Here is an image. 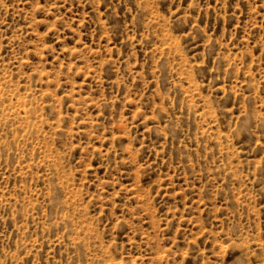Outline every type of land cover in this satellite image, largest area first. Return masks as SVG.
Wrapping results in <instances>:
<instances>
[{
  "label": "rangeland",
  "instance_id": "obj_1",
  "mask_svg": "<svg viewBox=\"0 0 264 264\" xmlns=\"http://www.w3.org/2000/svg\"><path fill=\"white\" fill-rule=\"evenodd\" d=\"M0 264H264V0H0Z\"/></svg>",
  "mask_w": 264,
  "mask_h": 264
}]
</instances>
